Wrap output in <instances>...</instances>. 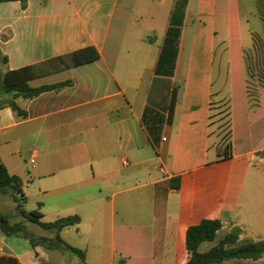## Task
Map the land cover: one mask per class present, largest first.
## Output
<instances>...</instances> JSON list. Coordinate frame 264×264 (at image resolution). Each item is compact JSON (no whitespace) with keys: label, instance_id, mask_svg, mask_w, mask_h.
I'll use <instances>...</instances> for the list:
<instances>
[{"label":"crops","instance_id":"crops-1","mask_svg":"<svg viewBox=\"0 0 264 264\" xmlns=\"http://www.w3.org/2000/svg\"><path fill=\"white\" fill-rule=\"evenodd\" d=\"M240 1L0 2V79L37 65L31 87L69 81L16 97L25 116L0 94V162L42 219L79 216L60 234L75 233L86 264H185L186 230L204 219L221 221L217 238L237 227L239 242L264 240V87L252 102ZM86 47L97 60H59ZM221 92L229 158H218L210 126L211 95ZM204 243L201 251L215 244ZM0 246V264H24Z\"/></svg>","mask_w":264,"mask_h":264},{"label":"trees","instance_id":"trees-1","mask_svg":"<svg viewBox=\"0 0 264 264\" xmlns=\"http://www.w3.org/2000/svg\"><path fill=\"white\" fill-rule=\"evenodd\" d=\"M19 1L21 7L26 6V0H0V2ZM257 14L264 20V0H257ZM99 57L93 47H86L60 57L64 62L68 59L70 64L78 66L93 62ZM245 69L247 74L246 88L247 94L252 102L255 101L256 93L260 87H264V39L258 34H252L251 47L243 53ZM38 71L37 65L27 66L19 70L6 71L0 79V94H12L5 104L9 106L17 115L25 116V112L18 107L14 99L22 97L32 99L42 92L50 90H60L69 84V81L31 87L29 81L35 77ZM214 94L211 95V115L210 126L213 125V110L215 107ZM224 106L227 117V133L225 139L217 144L216 152L218 158H229L232 155V143L230 139V117L228 96L225 94L217 101ZM226 140V141H225ZM0 192L9 194L15 203V209L22 218L20 222L11 223L7 214L0 212V231L5 236H21L28 240L30 246H42L48 250H58L75 255L82 264L85 263L84 252L66 241L60 235L61 231L69 226L77 225L80 218L77 215L57 218L53 221H42V213L37 210L25 211L23 205L26 201L22 191V181L16 175L9 174L5 165L0 162ZM40 207V204L38 205ZM31 223L51 233V235H35L29 230L27 224ZM222 228L219 219H204L198 224L189 226L185 234V247L189 253V259L185 264H237L241 261H256L264 258V240L239 242L240 229L235 227L222 237L217 238L218 232ZM204 242H215L208 250L201 251L200 245ZM37 253H35V256ZM9 264H17L14 259H8ZM44 264V263H43Z\"/></svg>","mask_w":264,"mask_h":264},{"label":"rangeland","instance_id":"rangeland-1","mask_svg":"<svg viewBox=\"0 0 264 264\" xmlns=\"http://www.w3.org/2000/svg\"><path fill=\"white\" fill-rule=\"evenodd\" d=\"M257 0H241L239 6V29L241 34V45L243 48H250L252 44V34H258L262 39H264V20H262L257 14ZM238 42H232V53L231 56L233 59H239L240 56V47L238 46ZM221 55H222V47L217 43L216 47V66L221 63ZM2 62H0V65ZM235 62L233 63L234 68ZM218 68V67H217ZM237 72V68L233 69ZM216 71V75H217ZM225 71L224 76L225 79ZM222 81V78H221ZM227 88V87H226ZM224 96V92H221V96L218 95L215 97V107L213 110V125L211 127L212 134L216 138L215 142L220 143L221 140L225 139L227 133L226 121L227 117L225 116L224 106L217 101L222 99ZM226 141V140H225ZM23 208L25 211L29 212L37 209L36 199L35 197H29V199L24 203ZM0 212L7 214L11 223L20 222L22 218L19 216L15 209V203L13 202L11 196L9 194H4L0 192ZM46 219H42V221L48 222ZM29 230H31L35 235H51V233L43 231L39 227L32 225L31 223L27 224ZM61 235V234H60ZM219 236H221L219 234ZM62 239L66 241L68 244L72 245L78 242V237L74 232H70L69 234L64 233L61 235ZM0 240L6 241V243L10 246V249L15 252L22 260L24 264H82L80 260L73 254L67 252H61L58 250H48L43 248L42 246H36L32 248L27 239L21 236H5L0 231ZM209 243L205 242L204 245H208ZM73 246V245H72ZM35 253L37 255L35 256ZM46 261V262H44Z\"/></svg>","mask_w":264,"mask_h":264},{"label":"built area","instance_id":"built-area-1","mask_svg":"<svg viewBox=\"0 0 264 264\" xmlns=\"http://www.w3.org/2000/svg\"><path fill=\"white\" fill-rule=\"evenodd\" d=\"M31 162H33V160H31ZM123 163H124V164H126V162H125V161H123ZM160 171H161V172H163V169H162V168H160ZM4 254H5V253H4V249H3V247H2V246H0V258H1V257H3V256H4Z\"/></svg>","mask_w":264,"mask_h":264}]
</instances>
